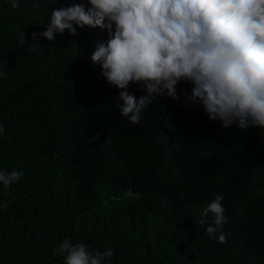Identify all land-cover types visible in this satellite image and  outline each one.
I'll list each match as a JSON object with an SVG mask.
<instances>
[{
	"label": "trees",
	"instance_id": "16d2710c",
	"mask_svg": "<svg viewBox=\"0 0 264 264\" xmlns=\"http://www.w3.org/2000/svg\"><path fill=\"white\" fill-rule=\"evenodd\" d=\"M18 3L0 0V171L23 172L0 184V205L11 201L0 207V264H64L53 251L68 238L93 254L111 249L103 264H264V131L224 128L200 104L183 106L192 89L183 81L178 100L154 94L130 123L121 90L91 59L105 30L32 40L54 8L87 0ZM217 194L224 244L198 223Z\"/></svg>",
	"mask_w": 264,
	"mask_h": 264
},
{
	"label": "clouds",
	"instance_id": "9594fccd",
	"mask_svg": "<svg viewBox=\"0 0 264 264\" xmlns=\"http://www.w3.org/2000/svg\"><path fill=\"white\" fill-rule=\"evenodd\" d=\"M87 4L54 8L47 29L33 33L32 40L53 41L65 30L76 35L77 27L105 30L107 42L97 44L91 59L100 65L107 83L121 90L117 107L130 123H140L154 94L166 92L178 100L176 87L183 81L192 85L183 106L200 104L209 120L221 121L224 128L235 124L245 131H264V0H87ZM11 6L19 8L18 0H11ZM25 43L22 32L19 44ZM28 45L30 51L40 48L38 43ZM5 75L0 71V78ZM130 84L147 95L137 98L129 92ZM4 131L0 124V134ZM22 177L16 169L0 171V184L8 189ZM222 201L217 194L198 221L208 225L206 234L220 244L227 242ZM8 203L0 207L7 208ZM53 255L64 257V264H103L114 253L107 249L93 254L86 244L68 238Z\"/></svg>",
	"mask_w": 264,
	"mask_h": 264
}]
</instances>
